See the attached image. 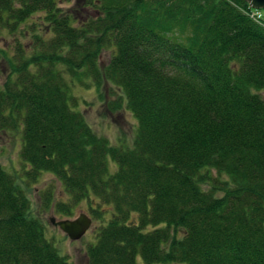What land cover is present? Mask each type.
I'll use <instances>...</instances> for the list:
<instances>
[{
	"label": "trees",
	"instance_id": "trees-1",
	"mask_svg": "<svg viewBox=\"0 0 264 264\" xmlns=\"http://www.w3.org/2000/svg\"><path fill=\"white\" fill-rule=\"evenodd\" d=\"M58 1L0 0V29L40 16L7 56L0 131L20 130L28 180L47 172L63 186L57 213L89 196L91 217L112 208L87 263L264 264V18L243 0H78L79 17ZM86 79L123 94L131 147L110 146L77 110L72 87ZM0 264H69L1 165Z\"/></svg>",
	"mask_w": 264,
	"mask_h": 264
},
{
	"label": "rangeland",
	"instance_id": "rangeland-1",
	"mask_svg": "<svg viewBox=\"0 0 264 264\" xmlns=\"http://www.w3.org/2000/svg\"><path fill=\"white\" fill-rule=\"evenodd\" d=\"M78 0H59L58 6L73 15H82ZM249 16L260 20L264 18V10H250ZM259 18H258V17ZM40 16L35 15L25 24L20 26L15 32H8L0 29V87L9 74L7 56L11 55L17 44L27 45L31 41L32 31L40 27ZM32 24L34 26L32 27ZM39 30V29H38ZM38 33V32H37ZM112 51L104 49L98 58L100 69L108 63ZM72 93L77 98V110L83 115L90 129L101 138H104L110 146L131 147L137 126V121L133 114L127 109L126 101L120 90L108 82H103L99 89H95L91 80H82L75 83ZM264 99V91L258 93ZM21 134L20 130L0 131V165L11 176L16 179L29 201V215L39 220L44 229V237L54 246L60 256H63L69 264H88L85 256L86 248L96 242V232L100 227L105 226L112 214V208L101 206L103 219L91 217L88 207L96 208L97 200L89 196V200L80 202L73 210L71 216H63L57 213L55 206L58 203L69 206L70 198L60 182L51 173L42 172L34 182L28 180L25 171L28 166L23 165L20 159ZM109 171L112 172L115 165L108 161ZM212 178L226 181L227 177L217 176L214 171L208 172ZM203 190H208V185H202ZM220 196V193H216ZM97 209V208H96ZM101 210V212H102ZM86 215L91 224L87 232L77 241H71L50 220H74L79 215ZM136 219V214L131 218ZM153 229L147 227L143 232ZM136 264H143L140 257L136 259Z\"/></svg>",
	"mask_w": 264,
	"mask_h": 264
},
{
	"label": "water",
	"instance_id": "water-1",
	"mask_svg": "<svg viewBox=\"0 0 264 264\" xmlns=\"http://www.w3.org/2000/svg\"><path fill=\"white\" fill-rule=\"evenodd\" d=\"M251 10H264V0H243ZM51 224L56 226L63 232L69 240L77 241L87 232L90 227L91 220L86 215H79L74 220H50Z\"/></svg>",
	"mask_w": 264,
	"mask_h": 264
},
{
	"label": "built area",
	"instance_id": "built-area-1",
	"mask_svg": "<svg viewBox=\"0 0 264 264\" xmlns=\"http://www.w3.org/2000/svg\"><path fill=\"white\" fill-rule=\"evenodd\" d=\"M252 18H254L253 16H251ZM258 17V16H257ZM259 18V17H258Z\"/></svg>",
	"mask_w": 264,
	"mask_h": 264
}]
</instances>
